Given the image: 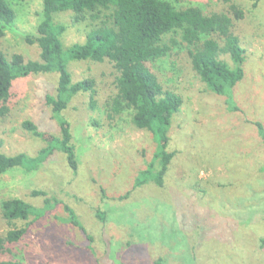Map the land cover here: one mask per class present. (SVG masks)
Segmentation results:
<instances>
[{
    "label": "rangeland",
    "instance_id": "1",
    "mask_svg": "<svg viewBox=\"0 0 264 264\" xmlns=\"http://www.w3.org/2000/svg\"><path fill=\"white\" fill-rule=\"evenodd\" d=\"M171 1L178 8L197 5L204 14L227 11L220 0ZM8 2L16 18L0 38V50L7 57L20 54L25 61L39 60L38 46L28 45L25 37L36 34L41 0ZM236 2L245 13L234 26L246 51L244 77L232 93L239 111H228L225 99L207 90L191 69L185 48L151 65L163 89L182 99L172 127L173 144L183 154L174 160L163 188L148 183L128 200L120 199L149 162L156 143L150 133L131 124L128 114L107 117L106 104L117 77L109 62L69 61L72 82L92 79L95 90L94 109L90 94L80 93L60 114L75 147L78 174L71 172L57 149L34 168L0 174V206L3 200L18 198L40 208L44 198L32 197L34 190L59 201L43 218L15 221L12 227L0 214V237L11 228L29 225L18 242L4 244L1 260L153 264L161 258L163 264H179L183 254L189 264H264V249L259 248V239L264 238V162L257 157L260 148L252 128L253 122L264 124V0L255 8L248 1ZM59 23L67 26L61 38L64 49L84 42L87 22L73 24L72 13L64 12L54 17V24ZM218 59L234 66L226 55ZM57 81V74L49 73L13 82L8 113L0 117V154L33 159L62 138L59 120L45 102L47 95H55ZM25 121L46 138L25 130ZM188 144L198 150L185 151ZM64 204L76 213L87 234L67 222ZM97 207L105 214L104 223L96 218Z\"/></svg>",
    "mask_w": 264,
    "mask_h": 264
},
{
    "label": "trees",
    "instance_id": "2",
    "mask_svg": "<svg viewBox=\"0 0 264 264\" xmlns=\"http://www.w3.org/2000/svg\"><path fill=\"white\" fill-rule=\"evenodd\" d=\"M220 1L227 6L226 12L204 14L197 5L178 8L171 0H41L42 11L36 34L25 37L28 45L38 46L39 60L25 61L20 54L7 57L0 50V117L8 113L14 81L30 75L55 73L58 76L56 93L54 96L47 95L45 102L59 120L62 138L54 139L55 144L42 149L33 159L25 154H0V174L18 168H34L56 149L65 155L71 172L78 174L75 147L71 143L68 125L60 114L72 98L80 93L90 94V107L94 109L95 90L92 79L72 82L68 63L72 60L93 63L106 61L117 74L115 92L106 104L107 117L113 119L128 114L131 124L136 129L150 133L156 143L149 162L135 177L130 191L120 199L128 200L136 189L148 183L163 188L174 160L178 154H183L173 144L172 127V121L182 106V99L173 90L163 89L151 71V65L172 56L178 48H185L190 57L191 69L206 83L207 90L223 97L228 111H239L232 93L244 77L246 51L235 34L234 26L243 20L245 13L237 0ZM244 1L251 2L255 8L260 0ZM64 12L72 13L73 24L87 22L90 26L84 42L75 43L67 49H64L61 41L67 26L54 24V17ZM15 18V10L8 0H0V38L5 36ZM219 55L228 56L234 66L230 67L227 62L219 60ZM22 127L34 137L46 138L30 121L23 122ZM252 128L260 148L257 157L264 162V124L256 121L252 123ZM187 149L193 153L198 147L188 144L185 151ZM100 191L101 197L106 200L104 190ZM31 196L43 197L42 207H34L18 198L1 202L0 214L8 225L12 227L13 222L25 221L29 217H32V222L39 220L59 204L57 199L47 198L41 191L34 190ZM63 209L68 216L67 222L87 234L76 213L65 204ZM95 211L96 218L104 223V212L99 207ZM28 228L29 225L17 230L9 229L4 237H0V252H5L4 244L18 242ZM87 239L91 240L88 235ZM259 248L264 249V238L259 239ZM182 256L178 263L189 264ZM163 260L158 258L153 264H163ZM0 264L22 263L13 259H0Z\"/></svg>",
    "mask_w": 264,
    "mask_h": 264
}]
</instances>
